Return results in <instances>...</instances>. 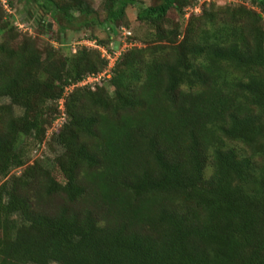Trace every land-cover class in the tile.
<instances>
[{
	"label": "trees",
	"instance_id": "trees-1",
	"mask_svg": "<svg viewBox=\"0 0 264 264\" xmlns=\"http://www.w3.org/2000/svg\"><path fill=\"white\" fill-rule=\"evenodd\" d=\"M31 1L59 46L0 2V264H264V0L185 23L197 0H103L101 19L90 0ZM128 6L140 45L77 86L107 60L64 51L65 31L104 27L86 37L110 49ZM43 143L58 151L31 160Z\"/></svg>",
	"mask_w": 264,
	"mask_h": 264
},
{
	"label": "rangeland",
	"instance_id": "rangeland-1",
	"mask_svg": "<svg viewBox=\"0 0 264 264\" xmlns=\"http://www.w3.org/2000/svg\"><path fill=\"white\" fill-rule=\"evenodd\" d=\"M215 2L216 6H225L229 5L232 6L231 4H241L242 2L246 3L248 0H235L234 2H231L230 0H197V2L194 4L196 9L200 11L202 4L205 2L206 6H208L209 2ZM10 4L8 3L7 10L4 8V10L7 13V16L9 18V21L15 31L21 33V34H28L31 37L35 38L39 44L45 43V42H50L51 45L57 47L59 46V43L54 41L50 34L44 33L41 29V22H46L48 18L46 17L45 10L35 1L31 0H9ZM92 8L98 12V15L100 16V19L102 16L105 15L103 12V6L102 2L103 0H90ZM142 4L144 5H149L150 0H141ZM192 7V5H191ZM187 8V7H186ZM183 9V12L184 10ZM193 8V7H192ZM194 12V11H193ZM136 13H137V8L136 7H131L128 6L126 9V15H127V20L129 22L128 30L131 32V36L127 39L130 41V38L135 36V38L140 39L144 33L147 31V25L141 24L140 22L137 21L136 19ZM186 17L181 18L182 22L185 23L187 18L190 15L189 11H185ZM170 19L172 20H177L178 16L174 12V10H171L169 14ZM81 23L80 19L75 20L72 23V26H70V29H67L65 31V35L63 36V41L65 42L62 45V49L64 51H68L67 47L68 45H72L77 43L78 41L86 38V36H89L93 31L95 32L96 36L98 39H105L107 36V32L105 31L104 27L103 28H93L91 26L88 27H82L79 26ZM53 24H51L50 29H52ZM55 32V31H54ZM112 36V42L113 45L116 47V45L122 46V44L118 43L121 39L122 36L121 34H112L110 33V37ZM22 35L19 34L18 39H20ZM138 39H136L138 41ZM135 40L132 41V43H136V45H140L139 42ZM66 47V48H65ZM76 49L78 50V46H76ZM7 100L0 99V103L6 102ZM61 124V121L57 123V125H51V127L48 128L47 130V136L46 140H49V136L52 134V132L55 131L57 126ZM58 151V148L56 146H53V149H50L47 146V143H43L39 147H34L31 153L29 154L30 159H35V158H40L42 156H53L54 153ZM20 169H14L12 172L13 173H19ZM49 264H56V263H49Z\"/></svg>",
	"mask_w": 264,
	"mask_h": 264
},
{
	"label": "built area",
	"instance_id": "built-area-1",
	"mask_svg": "<svg viewBox=\"0 0 264 264\" xmlns=\"http://www.w3.org/2000/svg\"><path fill=\"white\" fill-rule=\"evenodd\" d=\"M230 1L234 2L235 0H230ZM0 2L3 5V7L7 10V7H8L7 0H0ZM192 7L188 6L186 8V10H184V17H186L185 15H188L185 13V11H189L190 14H197L200 12L198 10V8L197 9L195 8L196 7L195 5H193ZM119 31H120V34L122 36V39L120 40V43L122 44V46H119L117 48H113L114 46H112L113 45L112 41L110 42V49H109L107 46L99 45L97 43L96 39H88L87 37L78 41L75 44L68 45L71 47V50L73 53H75L77 50L76 46H78V47L85 46L88 48L96 49L100 52L101 56L107 60V65H106L105 69H103L99 73L87 75L81 81H79L77 83V86H85V87H88L90 89H95L96 85L101 84L102 82H104L106 79H108L110 77L111 70L114 67L115 62H116L118 56L121 54V52L124 49H126L132 45H136V43L135 44L132 43L131 40L130 41L127 40L131 36V32L128 29H126L124 27H120ZM66 90H70V89H66ZM59 108L63 109L62 100H59ZM63 117L64 116L62 115L61 118L56 120L54 125H57V123L59 121H61V123H62Z\"/></svg>",
	"mask_w": 264,
	"mask_h": 264
},
{
	"label": "water",
	"instance_id": "water-1",
	"mask_svg": "<svg viewBox=\"0 0 264 264\" xmlns=\"http://www.w3.org/2000/svg\"><path fill=\"white\" fill-rule=\"evenodd\" d=\"M50 27H51V24L49 23V24H48V28H50Z\"/></svg>",
	"mask_w": 264,
	"mask_h": 264
}]
</instances>
